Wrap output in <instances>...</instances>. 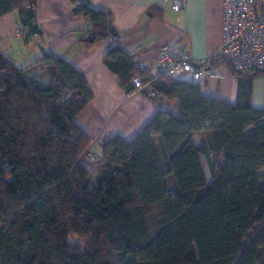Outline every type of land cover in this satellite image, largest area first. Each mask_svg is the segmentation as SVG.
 <instances>
[{"label":"trees","instance_id":"1","mask_svg":"<svg viewBox=\"0 0 264 264\" xmlns=\"http://www.w3.org/2000/svg\"><path fill=\"white\" fill-rule=\"evenodd\" d=\"M35 2L0 0V17L17 10L24 38L41 36L24 7ZM72 12L89 22L85 36H119L109 8L81 0ZM104 63L130 93L134 65L119 44ZM221 64L237 80L234 102L196 82L145 77L156 96L179 101V115L160 106L131 141L101 140L94 167L76 123L92 100L83 73L52 51L19 67L0 47V264H264V109L252 106L264 72L209 57ZM193 132H205L201 146Z\"/></svg>","mask_w":264,"mask_h":264},{"label":"crops","instance_id":"2","mask_svg":"<svg viewBox=\"0 0 264 264\" xmlns=\"http://www.w3.org/2000/svg\"><path fill=\"white\" fill-rule=\"evenodd\" d=\"M75 1L36 0L34 12L41 36L22 38L13 34L20 24L17 10L0 17V47L19 67L35 61L44 52L52 51L83 73L92 92V100L79 112L76 123L90 137L88 150L90 155L96 157L100 154L101 140L120 135L126 141H131L158 107L179 115V101L149 96L148 87L125 92L118 83V76L104 63V55L109 48L105 40H85L89 22L83 16L73 14ZM90 1L111 10V21L119 34V45L132 61L145 62L148 68L154 65L159 48L167 41L174 42L197 64L212 55L221 54V0H182L178 12L171 9L172 0ZM217 68L214 69L218 71ZM221 73L225 75L222 80L203 78L200 84L202 93L234 102L237 80L228 72ZM255 79L252 106L264 109V102L260 103L254 95ZM96 138H99L98 144L93 142ZM191 138L196 146H201L205 132H193ZM154 143L160 164L164 166L156 138ZM199 161L205 182L209 184L213 180L210 171L213 163L207 150L199 154ZM167 180L171 182L169 178Z\"/></svg>","mask_w":264,"mask_h":264},{"label":"built area","instance_id":"3","mask_svg":"<svg viewBox=\"0 0 264 264\" xmlns=\"http://www.w3.org/2000/svg\"><path fill=\"white\" fill-rule=\"evenodd\" d=\"M221 4V54L228 58L231 67L238 72H264V0H221ZM181 6L182 0L171 1L173 11L178 12ZM24 7L33 9L34 5L27 3ZM15 33L24 36L21 24ZM105 42L108 47L119 44L118 38L113 36H109ZM198 64L193 66V60L187 52L174 42L167 41L159 48L151 68L145 62L133 61L135 73L130 83L135 89L148 87V95L154 96L155 93L143 81L145 77L149 80L168 77L198 84H202L205 76L212 80L224 79L223 73L209 67V58ZM99 142V138L94 140L95 144ZM88 156L90 160L95 158L90 153Z\"/></svg>","mask_w":264,"mask_h":264},{"label":"rangeland","instance_id":"4","mask_svg":"<svg viewBox=\"0 0 264 264\" xmlns=\"http://www.w3.org/2000/svg\"><path fill=\"white\" fill-rule=\"evenodd\" d=\"M78 1V2H77ZM75 2H77V3H75V5L76 4H79L80 2H81V0H76ZM35 6V5H34ZM33 10H34V8H33ZM18 28V26L17 27H15V29H17ZM15 29H14V32H13V34L15 35V36H20V37H22V38H24L25 36H21V35H17L16 33H15ZM218 71H220V72H227V70H226V67L223 65V64H221L218 68ZM224 77H225V75H224ZM254 88H255V92H254V95H255V97L257 98V100L260 102V103H263L264 102V76H260V77H256V79H255V81H254ZM95 140V139H94ZM94 140H93V142H94ZM100 155V154H99ZM87 161H90V165L91 166H94V167H96V165H97V163H96V161H98V158H97V156L94 158V160H90L89 159V156L87 157ZM94 161V162H93ZM263 171V174H262V179H261V181H260V184L262 185V186H264V169H262L261 170V172ZM69 241H71V242H78V243H83V238H81V237H79L78 235H76L75 233H70V235H69Z\"/></svg>","mask_w":264,"mask_h":264},{"label":"water","instance_id":"5","mask_svg":"<svg viewBox=\"0 0 264 264\" xmlns=\"http://www.w3.org/2000/svg\"><path fill=\"white\" fill-rule=\"evenodd\" d=\"M85 40H86V41H90V42H92V41H94V37H91V38L86 37ZM196 65H197L196 63H193V66H196Z\"/></svg>","mask_w":264,"mask_h":264}]
</instances>
